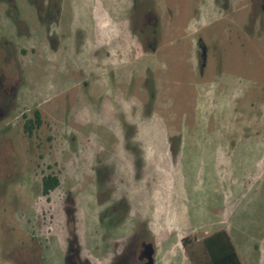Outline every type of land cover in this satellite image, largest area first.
<instances>
[{
  "label": "rangeland",
  "instance_id": "374dc122",
  "mask_svg": "<svg viewBox=\"0 0 264 264\" xmlns=\"http://www.w3.org/2000/svg\"><path fill=\"white\" fill-rule=\"evenodd\" d=\"M3 41L18 89L0 121V264L37 244L44 264H137L143 242L155 264H192L182 240L220 229L242 264H264L254 0H0ZM47 175L60 185L43 196Z\"/></svg>",
  "mask_w": 264,
  "mask_h": 264
},
{
  "label": "flooded vegetation",
  "instance_id": "af4514ba",
  "mask_svg": "<svg viewBox=\"0 0 264 264\" xmlns=\"http://www.w3.org/2000/svg\"><path fill=\"white\" fill-rule=\"evenodd\" d=\"M38 2H42L45 0H35ZM256 5H258L261 11L264 13V0H254ZM148 10V9H147ZM144 23L149 26V33L152 35H148L146 43L154 50L156 48V35H155V27L157 23L156 17L152 12L147 11L144 14ZM153 28V30L151 29ZM148 33V34H149ZM201 46H204L202 41H199L198 47L201 50ZM201 57V55H200ZM202 60V58H201ZM18 63H17V53L15 51V47L8 43L7 41H3L0 43V121L7 118L12 111L16 108V97H17V89H18ZM34 252L24 251L20 253L22 259L17 260L20 264H44L43 263V250L41 245L37 244ZM138 263L140 262L139 256L137 257ZM81 264V263H74Z\"/></svg>",
  "mask_w": 264,
  "mask_h": 264
},
{
  "label": "trees",
  "instance_id": "16d2710c",
  "mask_svg": "<svg viewBox=\"0 0 264 264\" xmlns=\"http://www.w3.org/2000/svg\"><path fill=\"white\" fill-rule=\"evenodd\" d=\"M42 125L41 116L35 111L34 118L24 122L23 132L31 137L33 130ZM60 185L55 175H47L42 179V194L48 196ZM182 244L192 264H242L235 245L225 230H217L197 242L184 238Z\"/></svg>",
  "mask_w": 264,
  "mask_h": 264
},
{
  "label": "water",
  "instance_id": "95a60500",
  "mask_svg": "<svg viewBox=\"0 0 264 264\" xmlns=\"http://www.w3.org/2000/svg\"><path fill=\"white\" fill-rule=\"evenodd\" d=\"M201 58L202 65L201 70L204 68L206 63V48L201 46ZM139 264H155V249L152 242L145 243L143 242L139 249Z\"/></svg>",
  "mask_w": 264,
  "mask_h": 264
}]
</instances>
